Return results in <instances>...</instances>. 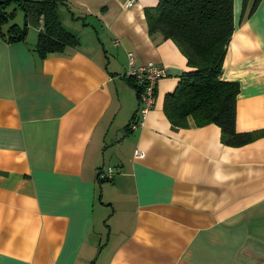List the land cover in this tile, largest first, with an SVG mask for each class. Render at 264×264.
I'll list each match as a JSON object with an SVG mask.
<instances>
[{
  "label": "crops",
  "instance_id": "0c3cea01",
  "mask_svg": "<svg viewBox=\"0 0 264 264\" xmlns=\"http://www.w3.org/2000/svg\"><path fill=\"white\" fill-rule=\"evenodd\" d=\"M62 1L77 44L41 57L40 27L0 36V264H264V135L229 146L215 123L169 122L164 95L189 67L147 29L144 10L158 0ZM233 3L221 77L239 83L235 129L255 130L264 0L242 14ZM128 52L167 70L134 129Z\"/></svg>",
  "mask_w": 264,
  "mask_h": 264
},
{
  "label": "trees",
  "instance_id": "16d2710c",
  "mask_svg": "<svg viewBox=\"0 0 264 264\" xmlns=\"http://www.w3.org/2000/svg\"><path fill=\"white\" fill-rule=\"evenodd\" d=\"M258 2L252 0L248 12ZM13 3L23 13L21 24L9 22L15 6L6 8ZM60 3L63 1L0 0V36L9 42L22 40L29 26L40 27L34 49L41 57L77 44L78 37L59 21ZM144 14L149 33L159 32L162 37L172 39L189 67L180 73L174 89L164 95L162 109L169 122L184 127L190 116L195 125L215 123L220 128L222 142L229 146H240L264 135V127L235 129L239 83L221 77L223 59L234 30L233 0H158L154 6L146 7ZM124 78L137 96L142 84L133 76ZM135 114L136 110L131 120ZM101 173L100 170L98 177H105Z\"/></svg>",
  "mask_w": 264,
  "mask_h": 264
},
{
  "label": "built area",
  "instance_id": "2783aa9c",
  "mask_svg": "<svg viewBox=\"0 0 264 264\" xmlns=\"http://www.w3.org/2000/svg\"><path fill=\"white\" fill-rule=\"evenodd\" d=\"M130 1V0H129ZM126 76H133L134 79L141 83V90L137 95V109L133 120L128 124L129 129H134L141 125L145 114L153 106L155 99V86L158 79L167 75L165 66L155 63L135 64L132 53L127 54ZM134 157L143 156V151L136 147L133 150ZM104 176V173L100 174Z\"/></svg>",
  "mask_w": 264,
  "mask_h": 264
},
{
  "label": "rangeland",
  "instance_id": "374dc122",
  "mask_svg": "<svg viewBox=\"0 0 264 264\" xmlns=\"http://www.w3.org/2000/svg\"><path fill=\"white\" fill-rule=\"evenodd\" d=\"M251 2L252 0H245L244 2V11L247 12L250 8V5H251ZM234 4V3H233ZM239 5H240V8H241V14H242V5H243V0H239ZM15 6V12H14V16L13 18L9 21V22H16L18 24H21L22 21H23V13L21 11V9H19V7H17L14 3L9 5L6 10H10L12 9V7ZM248 6V7H247ZM251 11L247 12V13H250ZM33 28V27H31ZM106 171V170H105ZM111 172V171H110ZM110 172H109V175H110Z\"/></svg>",
  "mask_w": 264,
  "mask_h": 264
},
{
  "label": "water",
  "instance_id": "95a60500",
  "mask_svg": "<svg viewBox=\"0 0 264 264\" xmlns=\"http://www.w3.org/2000/svg\"><path fill=\"white\" fill-rule=\"evenodd\" d=\"M115 171L117 172V171H119V170H117V169H116V170H115V169H111L110 174L114 173ZM109 178H111V175H109Z\"/></svg>",
  "mask_w": 264,
  "mask_h": 264
}]
</instances>
